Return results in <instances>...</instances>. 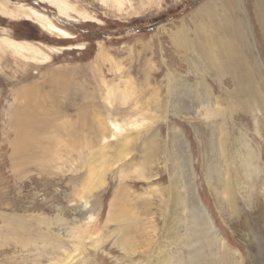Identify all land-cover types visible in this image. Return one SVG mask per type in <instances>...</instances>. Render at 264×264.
Masks as SVG:
<instances>
[{
  "label": "rangeland",
  "instance_id": "1",
  "mask_svg": "<svg viewBox=\"0 0 264 264\" xmlns=\"http://www.w3.org/2000/svg\"><path fill=\"white\" fill-rule=\"evenodd\" d=\"M66 1L71 18L42 0H0L10 11L35 8L74 36L0 12V42L33 43L51 57L29 61L0 45V264H155L165 254L173 264H264V34L253 0H130L121 12L113 2ZM209 2L242 18L249 93L175 39L182 30L200 37L208 25L196 14ZM31 106L38 132L24 159L17 119ZM242 136L263 170L253 195L233 161L245 160ZM184 146L195 203L217 244L188 214L186 243L169 239L173 164ZM214 166L215 190L207 176Z\"/></svg>",
  "mask_w": 264,
  "mask_h": 264
},
{
  "label": "bare ground",
  "instance_id": "2",
  "mask_svg": "<svg viewBox=\"0 0 264 264\" xmlns=\"http://www.w3.org/2000/svg\"><path fill=\"white\" fill-rule=\"evenodd\" d=\"M102 1L106 4H108L109 2L110 3L113 2L112 5L116 6L120 12L124 11L123 7L125 5L127 6V4L130 2V0H102ZM42 2L55 7L60 12L61 15L71 18L70 12L73 11V7L69 5V3L66 0H42ZM6 7H4L3 5L2 7H0V12L3 13L4 15H7L11 18H18V19L24 18L28 21H32L35 24H37L41 29H43L45 32H48L49 34H52V35L57 34L65 40H70V39H73L74 37L68 31L57 26L53 22L52 18L40 12L39 10H36L35 8L28 7L25 5H20L14 11H10L6 9ZM218 7L221 9V12H222L221 14L217 10L219 9ZM253 10H254L253 14H254L255 20L258 22L262 30V33L264 34V0H253ZM242 11L244 12L245 16L248 18L247 16L248 12L245 7L242 8ZM196 17H198L199 20L203 24L207 23L208 25L207 26L208 28L206 30H205V27H203V29L201 30L203 32H201L202 34L199 35L200 37L196 38V40H191L189 33L188 32L185 33V31L183 32L182 30L180 33H177V36H175V39L176 40L180 38L186 39V42L190 44L191 52L195 55L196 59L203 60V62H209L216 68L218 69L220 68L224 70V72H226L227 74L235 75L236 80L238 81L237 83L238 90L239 91L245 90L247 92L250 91V87L249 86L246 87V85L243 86L244 84L241 81L244 79H250L252 73L249 70L250 68L245 67L248 63V56H247V53L244 51L243 44H241L240 42V36L242 37V42H244L243 40L245 37H243V28L241 24L242 18L239 15V12L234 11V9L231 8V6L230 7L224 6L223 3L217 6V2L215 3L209 2L204 8H202L199 11L198 14H196ZM86 18H90V17L87 16ZM248 26L250 28V32L253 33L254 35V31L252 27L253 23L251 22V20L248 21ZM3 43L6 44L7 47L13 53L20 55L22 57H25L29 59V61L30 59L37 60V61L39 59H43L46 62L47 59L51 58L49 53H47L44 49H42L41 47L33 43L18 42V41H13L9 39H3L0 42V45H3ZM74 48L75 47H67L64 49L72 50ZM107 59H109L108 56L104 57L102 60L107 61ZM40 61L42 60H39L38 62ZM69 85H70V88L67 89ZM63 88L66 90H70L72 88V85L67 83L66 85H63ZM70 98L71 99L75 98L74 101L77 100V98L73 95L69 96V100ZM204 105L205 107L210 108V105L207 102H205ZM72 108H73V104H70V105L66 104L64 108L65 113L69 114ZM35 115H36L35 108L31 106L29 107V115L26 118L17 119L19 120L17 124L18 141L16 143L15 148H16L17 153L20 156H22L21 158H24V159H26V157L28 156L27 154L29 153V150L31 148L30 146L33 145V141L36 139L35 135H37V132H38V128L36 127V124L31 122V118L34 117ZM36 118L38 119L36 120L37 122L40 121L39 119L40 116H37ZM257 124L260 126L259 122H257L256 125ZM113 126L117 131L121 132V127L120 125H118L117 122L113 121ZM256 127L258 130V126ZM113 135L116 136L114 132H113ZM172 139L174 140V142H176L179 139V137H176V135L174 134ZM154 140L155 139H151L150 143H154ZM227 140H228L227 137L223 139L224 144H223V152L221 153L222 157H224L223 156L225 155L224 153L227 152L225 150V142ZM239 143H240L239 146L244 151L245 160H242V162H238L239 157L236 156L235 160H233L234 165L236 167V170L238 169L242 171V174L245 179L243 183L245 187L244 190H247L249 193L253 195L256 192V190L252 189L253 188V185H252L253 178L254 176H258L260 178L261 174L263 173L262 172L263 170L260 169L259 159L254 155L253 150L251 149V147L249 146V143L247 142V139H245L242 136V138L239 139ZM181 145L183 146V144ZM220 150L222 151L221 148ZM149 151H150V148H149ZM241 155L243 156V154ZM173 165H174V174L172 176V180H173L172 191H173V200L175 203L174 204L175 209L172 213V216L169 222V227H168V232H167L169 235V239L171 241L173 240L172 242H175V243L181 242V241H185L186 243V240L188 237V230H189V228L187 229V224H186L187 222L186 219H188L186 218V214H188L190 216L189 217L190 221H192L191 223L195 226H200V231L204 232L205 235L211 237L213 243L217 244L220 238H218L217 232H215V235L212 234L213 224H212V221L209 215L203 211L205 215H207V217H205L202 212L203 209L202 210L199 209L198 204L195 203L196 202L195 200L196 188L194 187V184L192 182L193 176H194V168L192 166V163H190L189 158L187 156L186 146H184L183 152H181V154L178 155L175 161V164ZM216 171H217V168L214 166V167H210L207 172L210 186L214 190H215L214 186L216 182L217 181L219 182L216 176V173H217ZM261 181L263 182L264 178L257 180V183ZM185 189L187 190V192L185 191ZM251 205L253 204L251 203ZM76 257L77 256H75L74 258L76 259ZM74 258L73 260H75ZM156 262L157 263L155 264H173L174 263L173 259L170 257L169 254H165V256L161 260L158 259ZM65 264H68L67 259H66Z\"/></svg>",
  "mask_w": 264,
  "mask_h": 264
}]
</instances>
